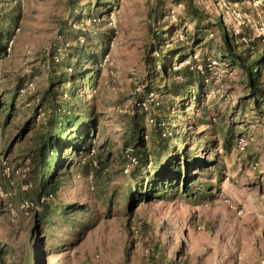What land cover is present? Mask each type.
Segmentation results:
<instances>
[{
	"label": "rangeland",
	"instance_id": "obj_1",
	"mask_svg": "<svg viewBox=\"0 0 264 264\" xmlns=\"http://www.w3.org/2000/svg\"><path fill=\"white\" fill-rule=\"evenodd\" d=\"M188 3L207 15L199 25L204 34L200 40L194 37L196 21L185 12ZM90 11L95 17L74 21V14ZM5 15L18 16L10 28V50L0 59V187L9 192L0 194V244L14 249V255L4 257L5 264L9 259L14 264L33 261L24 245L34 211L25 215L19 208L26 198L21 185L28 177L22 169L30 168L27 155L42 131L47 111L41 96L49 85L51 68L54 63L71 64L75 46L100 57L98 64L89 61L78 69L95 80L94 87L84 92V81L78 82L96 128L89 153L73 155L61 187L49 197L54 221L36 249L37 258L45 259V264H91L93 260L96 264H264V111H256L251 102L240 106L247 94L244 71L221 57L220 65L205 73L208 93L203 120L193 107L186 116L175 113L179 98L161 94L163 79L160 73L154 75L150 64L178 43L182 51L197 56L195 63L205 65L223 45L222 31L230 39L240 35L245 45L237 51L249 48V40L256 38L264 46V0H226L225 4L217 0H0V22ZM218 19L220 28L212 25ZM104 35L108 37L102 53ZM175 64L174 69L185 65ZM67 72L77 71L71 65ZM218 74L221 78L216 82ZM29 82L33 87L25 89ZM150 92L158 103L148 110L136 106L133 113L117 110L127 97L140 100ZM237 110L238 117L234 116ZM132 117L143 125L149 148L153 126L168 131L171 122L176 131L170 136L177 142L171 145L179 146L182 140L186 150L210 160V167L196 169L191 181L193 195L201 191L203 199L179 190L178 196L127 206L130 192L145 184L147 173H154L150 161L142 169L127 160L126 148L133 149ZM29 119L28 129L22 131ZM222 119L235 127L236 134L253 138L241 161L236 142L225 151L222 135L212 129ZM177 135L181 140H174ZM175 147L170 146L169 153ZM86 159L95 160L97 175L79 171L78 162ZM253 161L258 162L256 169L250 166ZM7 203L14 213L6 209Z\"/></svg>",
	"mask_w": 264,
	"mask_h": 264
},
{
	"label": "trees",
	"instance_id": "obj_2",
	"mask_svg": "<svg viewBox=\"0 0 264 264\" xmlns=\"http://www.w3.org/2000/svg\"><path fill=\"white\" fill-rule=\"evenodd\" d=\"M185 12L187 16L196 21L197 26L194 37L200 40L204 34H200L199 25L202 20L207 19V15L191 3L187 4ZM95 15L96 13H91V11L85 14L79 12L74 14V21L79 22L83 17L93 18ZM16 19H18V16L5 15L0 22V59L6 55L7 43L13 34L10 28L16 22ZM207 25H209V22H207ZM212 25L220 28L221 22L218 19ZM61 31L63 30L60 29ZM158 33H156V37H158ZM107 37L104 35L101 37L102 40H100L103 47L102 53L106 52L104 39L106 40ZM221 38L223 39V45L218 48L219 51L214 52V56L218 58L222 57L226 62L228 60V62L236 63L246 76L245 87L247 88V94L241 100L240 106H245L251 102L254 109L262 113L264 111L263 44L260 43L259 38H256L249 40V48L244 47V49L237 51L236 47L245 45L240 40V35L232 36L230 39L226 32L222 31ZM183 48L181 44L177 43L167 49L164 54L159 51L160 53L155 64L154 62H150L152 64L151 70L154 75L161 74V80L163 79V85L160 89L161 94L179 98L180 102L174 108L175 113L180 114V117L186 116V110L193 107L203 116L200 119L206 120V107L203 105V101L207 96L208 87L203 76L194 67H191L190 64H185L176 69L173 68L176 65L175 63L185 60H190L192 64L195 63L196 60L192 54H188L185 50L182 51ZM99 58V54H93L88 48L75 46L71 54V59H74L72 63L70 62L71 64L69 62L68 64L66 62L64 64H53L49 85L41 96L42 105H45L47 112L42 124V131L36 134L27 155L30 168L27 172L28 177L26 181L30 182L31 186L24 190L27 199L40 204V210L33 212L32 227L29 230L24 245L25 254L32 258V264H45V259L37 258L36 249L42 245L44 235L50 234V225L54 221L52 220L53 210L49 206V197L57 194L64 176L70 171L73 155L86 156L92 146L91 132L96 128V119H94L92 111L84 107V95L79 90L80 82L78 81H84L83 83L81 82L82 91L84 92V90L88 91L89 88L94 87L95 80H93L91 74H82L78 69L80 67L83 69L84 64L89 61L98 64ZM71 65L77 71L75 74L67 72V69H70ZM156 67H159V70H156ZM96 72L98 73V70L96 71L95 69ZM67 83L72 85L67 88ZM66 91L67 98H64L63 94ZM1 104L2 102L0 101ZM237 112L238 110L235 111L234 116H237ZM82 116H86V119L82 120ZM132 119L130 124L133 143H131L133 145L132 154L137 158V164L142 169L150 161L153 164L154 173H147L145 184L143 186L140 185L137 191L132 190L130 192L127 206L131 207L134 203H140L153 198L161 199L166 196H178L180 194L179 190L189 197L196 198L195 196H197V199H203L205 194L201 191L199 196L196 193L193 195L194 191L192 190L191 181L196 169L204 170L210 167V160L198 155L196 152H191V150H188L189 148L186 150V144L181 140L180 135L174 138V140L176 138L181 140L179 146L175 147L171 145L173 137L170 135H173L176 131L175 127H171V122L167 124L168 126L170 125L168 131H164L166 128L163 126L159 125L157 127L156 124L153 126L150 134L151 145L149 148L144 139L143 125L136 120V117H132ZM30 123V119L25 121L22 125V131L28 129ZM212 129L215 133L220 132L222 135L220 142L225 151H229L233 143L235 144L236 138L242 134L237 133V135L235 127L230 122L225 124L224 119L219 120V124H214ZM208 139L212 140L210 137ZM176 143L174 142L173 144L176 145ZM170 146L177 149L172 154L169 153ZM137 164L136 166H138ZM211 164L213 167L215 166L214 162ZM78 167L84 176L90 173L93 177V174L97 175L99 172L90 159H86L83 163L79 161ZM138 167L135 169V174L139 171ZM214 171L218 172V170ZM142 178H144L143 175ZM203 183L202 188H205L204 186H207V184L206 182ZM41 198H44L42 202L40 201ZM6 209L8 210L7 206ZM60 213L65 214L62 210ZM3 247L0 244V264H5L4 257L14 255L12 247L9 245ZM9 264H14V262L9 259Z\"/></svg>",
	"mask_w": 264,
	"mask_h": 264
},
{
	"label": "built area",
	"instance_id": "obj_3",
	"mask_svg": "<svg viewBox=\"0 0 264 264\" xmlns=\"http://www.w3.org/2000/svg\"><path fill=\"white\" fill-rule=\"evenodd\" d=\"M219 2H221L222 4H225L226 3V0H217ZM230 4V2H228ZM179 5H181V3H179ZM234 5H237V3L235 2ZM173 15V14H172ZM264 33V32H262ZM79 38L83 41V37L82 36H79ZM12 39H10L7 43V48H6V53L7 51L10 50V47H11V43H12ZM197 57L194 55V58ZM190 64L191 67H194L200 75L203 76L204 78V81L207 82V78L205 77V73L208 72L209 70H213L216 68V66L220 65V62H219V59L218 57L214 56V55H211V56H208L207 58V63L205 65H202V64H198V63H191L190 60H185L182 62V64ZM180 66H177L176 68H179ZM221 78V74H218L216 76V82L219 81ZM33 87V82H29L26 86H25V89H31ZM24 89H22L23 91ZM157 104L158 102L154 100V93L153 92H150L148 94H146V98H143V99H140V100H137L134 98V95H131L129 97H127L125 100H123L118 106H117V110L119 112H125V113H133V110L132 108L134 106H136L137 108L139 109H143V110H148V107L152 104ZM252 137L250 135H244V134H241L239 135L237 138H236V154L237 155V160L238 161H241L243 158V155H246L245 154V151L247 149V146L248 144L250 143V141H252ZM133 149L131 147H127L125 152H126V156H127V160L130 164H137V158L135 156H133L132 154V151ZM91 163L96 166V162L95 160H91ZM250 166L253 168V169H256L257 166H258V162L257 161H253L251 162ZM29 167L25 166L22 170L24 172V176L27 174V170H28ZM8 175V173H7ZM31 186V183L26 181L24 182V184L21 185V188L22 189H27L28 187ZM0 194L1 195H4V196H8L9 195V192H3L1 187H0ZM44 198H41L40 201L42 202ZM7 208L8 210L11 212V213H14V209L11 205V203H7ZM20 210L25 214V215H28L30 212H33L35 210H40V204L37 203V202H34L30 199H27V198H24L22 199L21 203H20ZM97 257V256H96ZM91 264H96L95 261L93 260V263Z\"/></svg>",
	"mask_w": 264,
	"mask_h": 264
}]
</instances>
